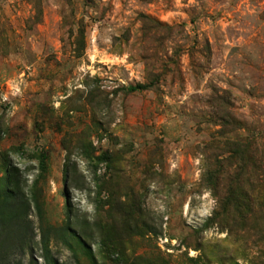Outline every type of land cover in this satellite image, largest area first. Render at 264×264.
Listing matches in <instances>:
<instances>
[{"label":"rangeland","instance_id":"obj_1","mask_svg":"<svg viewBox=\"0 0 264 264\" xmlns=\"http://www.w3.org/2000/svg\"><path fill=\"white\" fill-rule=\"evenodd\" d=\"M249 144L264 0H0V264H264Z\"/></svg>","mask_w":264,"mask_h":264},{"label":"trees","instance_id":"obj_2","mask_svg":"<svg viewBox=\"0 0 264 264\" xmlns=\"http://www.w3.org/2000/svg\"><path fill=\"white\" fill-rule=\"evenodd\" d=\"M151 86L152 84H138L127 88V92H141L149 89ZM250 144V147L247 148L251 154L247 156L246 161L251 165L250 177L256 178L257 185L255 187L261 190L264 188V144L261 145V148L258 146L253 147ZM43 164L44 160H42V166ZM231 193L235 196L234 190ZM245 198L249 200L247 197ZM30 211V200L25 195L23 184L18 179V174L12 169L0 178V238L5 240L13 232L10 229L18 226L20 230L24 231L23 237L25 242L26 238H28L31 225ZM2 255L3 246H0V263L3 261Z\"/></svg>","mask_w":264,"mask_h":264}]
</instances>
